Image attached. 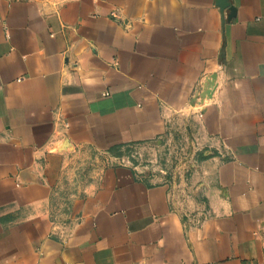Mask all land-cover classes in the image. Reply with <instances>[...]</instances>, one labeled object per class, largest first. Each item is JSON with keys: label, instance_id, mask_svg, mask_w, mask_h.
<instances>
[{"label": "crops", "instance_id": "crops-1", "mask_svg": "<svg viewBox=\"0 0 264 264\" xmlns=\"http://www.w3.org/2000/svg\"><path fill=\"white\" fill-rule=\"evenodd\" d=\"M0 0V264H264V0ZM199 219L122 159L176 127Z\"/></svg>", "mask_w": 264, "mask_h": 264}, {"label": "rangeland", "instance_id": "rangeland-1", "mask_svg": "<svg viewBox=\"0 0 264 264\" xmlns=\"http://www.w3.org/2000/svg\"><path fill=\"white\" fill-rule=\"evenodd\" d=\"M194 136L177 125L174 133L161 147H131L124 149L122 159L134 167L140 175L164 183L176 210L185 219L202 217L200 208V181L196 176L201 161L197 145V128Z\"/></svg>", "mask_w": 264, "mask_h": 264}, {"label": "water", "instance_id": "water-1", "mask_svg": "<svg viewBox=\"0 0 264 264\" xmlns=\"http://www.w3.org/2000/svg\"><path fill=\"white\" fill-rule=\"evenodd\" d=\"M217 6L221 11L228 10L229 14L227 16V20H230L235 16V9L230 6L227 0H217Z\"/></svg>", "mask_w": 264, "mask_h": 264}]
</instances>
